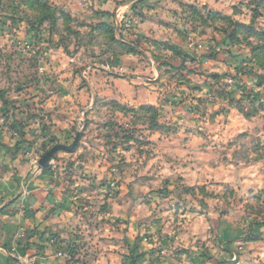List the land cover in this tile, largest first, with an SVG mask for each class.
Instances as JSON below:
<instances>
[{"label": "rangeland", "instance_id": "374dc122", "mask_svg": "<svg viewBox=\"0 0 264 264\" xmlns=\"http://www.w3.org/2000/svg\"><path fill=\"white\" fill-rule=\"evenodd\" d=\"M121 1H133L134 16L108 26L111 41L68 14V24L37 27L38 13L0 0L3 123L28 135L32 169L47 154L55 171L90 166L76 170L86 184L72 201L80 214L94 202L86 218L111 201L114 239L133 226L147 240L179 236L177 251L199 254L193 264H264V55L251 51L262 45L253 33H264V0H210L251 28L232 40L202 0ZM153 65L158 76L144 85Z\"/></svg>", "mask_w": 264, "mask_h": 264}, {"label": "crops", "instance_id": "0c3cea01", "mask_svg": "<svg viewBox=\"0 0 264 264\" xmlns=\"http://www.w3.org/2000/svg\"><path fill=\"white\" fill-rule=\"evenodd\" d=\"M55 1L54 4L61 7V12L81 19V24L85 26L106 24L113 28L121 20L134 16L133 1ZM194 1L191 0L190 3ZM185 2L189 3L188 0ZM143 4L145 3H141L142 6ZM200 4L223 16H231V13L225 10L222 12L221 7L213 5L210 0H202ZM172 5V10L178 9L175 2L172 1ZM159 10L143 7L141 14L150 15ZM149 24L150 19L140 24L139 33L142 36L148 37ZM131 58L133 56H126L123 61ZM150 64L154 62L150 61ZM152 68L155 76L152 79H142L144 85L154 82L158 76L154 65ZM121 81L114 79L115 86ZM149 104L152 105L153 102ZM3 121L0 116V264H71L69 261H73V257L76 260L74 264H124L128 260L137 261L136 264H193V257L199 254L177 251L180 243L177 235L168 236L163 233L147 240L142 233L134 234V228L130 226L129 232L121 237L122 242L114 239L119 238V234L112 233L111 201L107 202L104 212L91 213L92 217L88 218L84 213L88 209H95L91 207L94 202H86L84 211L80 214L81 208L72 201L71 190L85 186L86 181L76 179L75 172H87L90 166L82 164L83 170L76 169L78 163H75V172L69 166L68 170L55 171L59 163L52 159V154H47L39 158V163L36 162V175H30L32 163L23 150L26 146L24 142H28V135L19 140L10 134L8 122ZM59 148L64 153L71 151L70 148ZM70 178L75 180L74 184H68L69 181L66 180ZM84 191L86 190L77 189L75 192L90 198ZM92 191V195L96 197V190ZM116 245L121 246V249ZM137 256L140 257L136 258Z\"/></svg>", "mask_w": 264, "mask_h": 264}, {"label": "trees", "instance_id": "16d2710c", "mask_svg": "<svg viewBox=\"0 0 264 264\" xmlns=\"http://www.w3.org/2000/svg\"><path fill=\"white\" fill-rule=\"evenodd\" d=\"M12 3L10 5V7L12 8V10H18L17 8V4L20 6H24L26 8H28L29 10H32L36 13H38V16H40L39 20L37 21V27L42 26L44 23H48L49 25H54L55 21L59 18L62 17L64 18V21H66V24L71 22V18L68 17L65 14H61V11H58L57 8L49 5L47 2H43L40 0H11ZM191 9V11L193 12L194 16H199L197 15L198 12L193 8V7H189ZM15 10V11H16ZM40 14V15H39ZM15 15V13H14ZM208 17L209 19L212 20V18H219L220 20L229 23L230 25H232L233 27V31L231 34L227 35V38L232 40L233 37L238 33L239 29H244L245 31H247L248 33L251 32V28L249 26L243 25L237 21L232 20L231 18H229V16H223L219 13H216L214 11H208ZM15 17H12L10 20L12 22H14ZM34 26H32L33 28ZM36 27V26H35ZM34 27V28H35ZM92 31H96L99 32V34H102L104 36H107L110 38L111 41H113V33L111 32V29H109L108 26H106L105 24H98L94 27H91ZM36 31V30H33ZM253 35H255L257 37V39L260 41V43L262 44L259 47H256L254 49H252V53L253 55L255 53H259L261 55H264V33H253ZM128 48V47H127ZM129 52L131 53H135V51L131 48H129ZM257 59L256 55L254 57V60ZM149 109V108H148ZM22 126L19 125L17 129H15L19 136V139H23V133H22ZM12 131H14L12 128L10 129ZM140 257V256H138ZM137 258V257H136ZM131 264H134V262L132 261Z\"/></svg>", "mask_w": 264, "mask_h": 264}, {"label": "built area", "instance_id": "2783aa9c", "mask_svg": "<svg viewBox=\"0 0 264 264\" xmlns=\"http://www.w3.org/2000/svg\"><path fill=\"white\" fill-rule=\"evenodd\" d=\"M29 50H30L29 51V54H34V51L33 50H31V49H29ZM37 168H38L37 163L34 162L33 169H32V173H31L32 176H35V174L37 173ZM65 256H66V254H65Z\"/></svg>", "mask_w": 264, "mask_h": 264}]
</instances>
